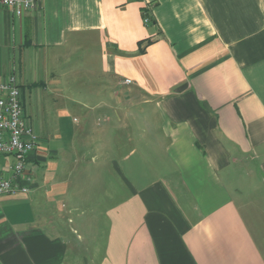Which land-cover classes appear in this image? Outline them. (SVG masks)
<instances>
[{"label":"crops","instance_id":"1","mask_svg":"<svg viewBox=\"0 0 264 264\" xmlns=\"http://www.w3.org/2000/svg\"><path fill=\"white\" fill-rule=\"evenodd\" d=\"M13 74L74 106L0 197V264H264V0L0 6Z\"/></svg>","mask_w":264,"mask_h":264},{"label":"built area","instance_id":"2","mask_svg":"<svg viewBox=\"0 0 264 264\" xmlns=\"http://www.w3.org/2000/svg\"><path fill=\"white\" fill-rule=\"evenodd\" d=\"M41 0H0L15 16L35 8ZM148 21V18L145 19ZM126 83L129 80H125ZM38 135L25 116L17 77L9 75L0 81V159H10L5 167L0 166V197L13 191H27V186L17 183L26 172V157L38 144Z\"/></svg>","mask_w":264,"mask_h":264},{"label":"rangeland","instance_id":"3","mask_svg":"<svg viewBox=\"0 0 264 264\" xmlns=\"http://www.w3.org/2000/svg\"><path fill=\"white\" fill-rule=\"evenodd\" d=\"M66 70L67 68H63ZM74 77L77 76H70L68 74H65L62 76L61 80L62 82V92H66L65 94L72 95L74 94V91L78 89L77 87L86 88L87 86H90V88L93 89L95 87L98 89V85L102 86V90L104 89V84L97 83V82H91L86 77H82L84 81L82 82H76L74 80ZM22 105L24 106L25 114L27 115L28 121L30 120V123L34 129L35 132L39 133L43 137H46V135H49L47 130L48 126L51 127L53 123H55V119L57 116V109L61 107H73L74 105H71V101L66 99L65 97H58L53 94H48L46 92H43L42 89H35V88H23V98H22ZM79 107V105L77 106ZM45 125V128L42 129V126ZM53 126V125H52ZM49 127V128H50Z\"/></svg>","mask_w":264,"mask_h":264}]
</instances>
